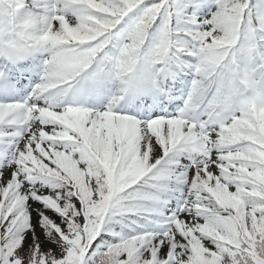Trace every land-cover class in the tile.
I'll return each mask as SVG.
<instances>
[{
    "label": "snow or ice",
    "instance_id": "obj_1",
    "mask_svg": "<svg viewBox=\"0 0 264 264\" xmlns=\"http://www.w3.org/2000/svg\"><path fill=\"white\" fill-rule=\"evenodd\" d=\"M0 264H264V0H0Z\"/></svg>",
    "mask_w": 264,
    "mask_h": 264
}]
</instances>
